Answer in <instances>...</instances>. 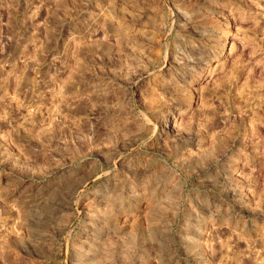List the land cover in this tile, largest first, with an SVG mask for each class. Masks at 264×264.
Masks as SVG:
<instances>
[{
	"label": "rangeland",
	"instance_id": "obj_1",
	"mask_svg": "<svg viewBox=\"0 0 264 264\" xmlns=\"http://www.w3.org/2000/svg\"><path fill=\"white\" fill-rule=\"evenodd\" d=\"M263 98L264 0H0V264H264Z\"/></svg>",
	"mask_w": 264,
	"mask_h": 264
},
{
	"label": "bare ground",
	"instance_id": "obj_2",
	"mask_svg": "<svg viewBox=\"0 0 264 264\" xmlns=\"http://www.w3.org/2000/svg\"><path fill=\"white\" fill-rule=\"evenodd\" d=\"M257 88H258V87H257ZM244 93H245V92H244ZM250 94H251V93H250ZM254 94H255V93H254ZM259 94H260V93H259ZM239 95H240V94H239ZM257 95H258V94H257ZM250 96H251V95H250ZM257 97H258V96H257ZM253 98H254V97H253ZM260 98H261V97H260ZM263 99H264V98H263ZM263 104H264V103H263ZM261 106H262V105H261ZM226 244H227V243H226ZM223 245H224V244H223ZM262 245H264V242L261 244V246H262ZM239 251H240V250H239ZM237 255H241V254H237ZM237 255H236V256H237ZM256 259H257V258H256ZM256 259H255V260H256ZM237 260H238V263L241 264V261H242V260H241L240 258L238 259V256H237ZM249 261H251V260H249ZM252 261H254V260H252ZM250 263H251V262H250ZM252 263H253V262H252ZM256 264H257V263H256Z\"/></svg>",
	"mask_w": 264,
	"mask_h": 264
},
{
	"label": "flooded vegetation",
	"instance_id": "obj_3",
	"mask_svg": "<svg viewBox=\"0 0 264 264\" xmlns=\"http://www.w3.org/2000/svg\"><path fill=\"white\" fill-rule=\"evenodd\" d=\"M248 264H254V262H253V263H252V262H251V263H250V262H248Z\"/></svg>",
	"mask_w": 264,
	"mask_h": 264
}]
</instances>
